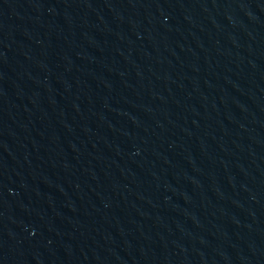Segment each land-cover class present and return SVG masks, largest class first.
<instances>
[{
    "label": "water",
    "instance_id": "water-1",
    "mask_svg": "<svg viewBox=\"0 0 264 264\" xmlns=\"http://www.w3.org/2000/svg\"><path fill=\"white\" fill-rule=\"evenodd\" d=\"M0 264H264V0H0Z\"/></svg>",
    "mask_w": 264,
    "mask_h": 264
}]
</instances>
